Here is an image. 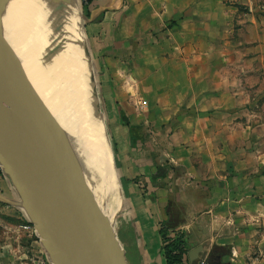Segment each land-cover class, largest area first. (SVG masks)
<instances>
[{
    "label": "crops",
    "instance_id": "1",
    "mask_svg": "<svg viewBox=\"0 0 264 264\" xmlns=\"http://www.w3.org/2000/svg\"><path fill=\"white\" fill-rule=\"evenodd\" d=\"M86 9L128 264H166L163 225L184 236L186 257L201 246L222 262L264 264V0H91ZM39 257L49 264L2 174L0 264Z\"/></svg>",
    "mask_w": 264,
    "mask_h": 264
},
{
    "label": "water",
    "instance_id": "2",
    "mask_svg": "<svg viewBox=\"0 0 264 264\" xmlns=\"http://www.w3.org/2000/svg\"><path fill=\"white\" fill-rule=\"evenodd\" d=\"M58 130L0 21V165L49 264H128ZM204 256L229 264L201 246L187 252L190 263Z\"/></svg>",
    "mask_w": 264,
    "mask_h": 264
},
{
    "label": "bare ground",
    "instance_id": "3",
    "mask_svg": "<svg viewBox=\"0 0 264 264\" xmlns=\"http://www.w3.org/2000/svg\"><path fill=\"white\" fill-rule=\"evenodd\" d=\"M78 13L71 0H2L0 21L56 126L61 121L70 128L76 116L82 141L74 140L72 132L67 140L61 137L106 218L119 206L117 179L88 54L75 24Z\"/></svg>",
    "mask_w": 264,
    "mask_h": 264
},
{
    "label": "rangeland",
    "instance_id": "4",
    "mask_svg": "<svg viewBox=\"0 0 264 264\" xmlns=\"http://www.w3.org/2000/svg\"><path fill=\"white\" fill-rule=\"evenodd\" d=\"M71 4H72V7L76 8L77 11L79 12L77 20L75 21V24H76L77 30L79 31V33L82 36L83 42L85 43V40H84V37H83V34H82V32H83L82 25H83L84 19H83L82 16H80L81 15L80 13H83V10H84L85 7H82L80 0H73V1L71 0ZM60 8L61 7H59V10H60ZM86 49H87V53H88V64H89V68H90L91 76H92V80H93V88H94L95 95H96V98H97V107H98V110H99L100 118H101L102 125H103V130H104V135H105L104 139H105L106 146H108L107 148L109 149L110 157H111L114 169H115V167H118L117 161H116V149H115L114 141L112 140V138L110 136L108 115L106 113V110L101 105V101H100L101 91H100L99 77H98V74L96 72L97 70H96V67H95V61L92 58V56L90 55L88 47H86ZM238 54H243V53L242 52H238ZM253 85L254 86H258V83H253ZM250 95L253 96L254 92H251ZM256 110L260 112L261 117H264V108L260 107V108H256ZM118 112H119L118 115L120 116V118H122V116L123 117H127L126 114H125V110L124 109L119 108ZM76 119H77L76 116H74V118L71 120V122H73V123H71V122L68 123V124H71L73 126L72 127L70 125L71 126L70 128H69V126H67V123L66 124H64L63 122L61 123V121L57 122V125H58V128L60 130V133H63L62 136H64L66 140L68 139V136L70 135V132H72L75 135V139L74 140H76V138H77L78 141L81 140V137H80L79 132H78L79 129L75 126V125H77V120ZM71 128H72V130H71ZM76 133H78V134H76ZM70 155H71L72 159H74V157L72 156L71 153H70ZM115 173H116L117 187H118L119 206H118V209L115 210V211L112 208L113 211H111V213L109 214L110 216L108 215V216H105V217H106V223L109 226V228L112 230V232H114L117 235V237L121 239V242H124L125 239L127 238L126 235H124L122 233L120 234L118 232V223H119L118 221L120 220V218H119V210H120V206H121V203H122V197H123V190H122V184H123L122 182L123 181L121 180V178H119L116 169H115ZM101 213H103V210H101ZM116 230H117L118 233H116Z\"/></svg>",
    "mask_w": 264,
    "mask_h": 264
},
{
    "label": "trees",
    "instance_id": "5",
    "mask_svg": "<svg viewBox=\"0 0 264 264\" xmlns=\"http://www.w3.org/2000/svg\"><path fill=\"white\" fill-rule=\"evenodd\" d=\"M87 5L84 4L82 7H85L83 10L84 14H87ZM124 124L129 125L127 117L121 118ZM132 127V126H130ZM170 226H162L160 228V234L163 240V254L166 260V264H180L183 256L186 254L185 239L181 233H176L174 235H169L168 228Z\"/></svg>",
    "mask_w": 264,
    "mask_h": 264
},
{
    "label": "built area",
    "instance_id": "6",
    "mask_svg": "<svg viewBox=\"0 0 264 264\" xmlns=\"http://www.w3.org/2000/svg\"><path fill=\"white\" fill-rule=\"evenodd\" d=\"M90 1L91 0H80L82 5L88 4ZM2 174H3L2 167L0 165V175ZM33 264H46V261L43 257H39L33 262ZM180 264H209V263H208L206 256L198 257L197 259L194 260L193 263H190L188 261V258L184 255Z\"/></svg>",
    "mask_w": 264,
    "mask_h": 264
}]
</instances>
